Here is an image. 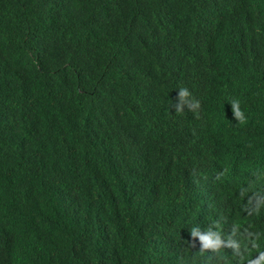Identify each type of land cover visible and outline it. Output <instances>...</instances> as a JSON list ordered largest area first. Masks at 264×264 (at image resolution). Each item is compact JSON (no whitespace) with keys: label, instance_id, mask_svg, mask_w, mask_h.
<instances>
[{"label":"trees","instance_id":"trees-1","mask_svg":"<svg viewBox=\"0 0 264 264\" xmlns=\"http://www.w3.org/2000/svg\"><path fill=\"white\" fill-rule=\"evenodd\" d=\"M208 1L0 0V264H201L213 224L264 248V166L194 168L229 126L264 150V0L226 34Z\"/></svg>","mask_w":264,"mask_h":264},{"label":"clouds","instance_id":"clouds-1","mask_svg":"<svg viewBox=\"0 0 264 264\" xmlns=\"http://www.w3.org/2000/svg\"><path fill=\"white\" fill-rule=\"evenodd\" d=\"M214 1L209 0L201 7L203 10L202 19L210 24L205 30L209 33L211 32L209 30L214 28L218 34H226L225 31L232 27L227 21L228 15L234 11V8H237V5L233 0H226V7L215 12L211 5ZM198 38L201 41V37L198 36ZM196 61L203 65L200 59H196ZM249 61L253 62L251 59ZM184 72L185 70H178L179 75H184ZM212 87L213 80L207 77L197 91L210 90ZM179 96L181 99L188 96V89L180 88ZM179 107L180 105H178V109ZM219 136L220 140L217 138L216 141L206 145L207 154L202 153L200 161L194 162L195 169L224 170L237 177H242L246 172H249L251 175L256 174L261 177L264 166L261 133L247 128L243 135L236 136L229 126ZM210 157L219 158L223 169L214 168ZM215 176L218 175L209 174V179L211 180ZM257 192L262 193L259 184L254 181L248 189V195ZM262 194L264 195V193ZM193 234H195L193 244L195 247H199L197 256L201 264H264V248L256 247L255 244L253 247H248L250 235L246 230H230L229 227L213 224L198 231L193 229Z\"/></svg>","mask_w":264,"mask_h":264}]
</instances>
